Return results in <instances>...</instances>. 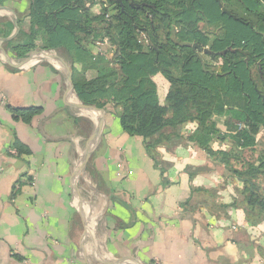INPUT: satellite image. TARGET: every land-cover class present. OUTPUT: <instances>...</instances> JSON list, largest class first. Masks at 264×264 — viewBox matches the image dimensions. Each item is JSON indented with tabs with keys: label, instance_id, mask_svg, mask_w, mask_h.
Wrapping results in <instances>:
<instances>
[{
	"label": "crops",
	"instance_id": "crops-1",
	"mask_svg": "<svg viewBox=\"0 0 264 264\" xmlns=\"http://www.w3.org/2000/svg\"><path fill=\"white\" fill-rule=\"evenodd\" d=\"M28 7L0 0V264H264V220L253 225L230 207L243 180L188 141L156 147L155 163L141 137L122 131L112 104L90 111L102 124L94 140L97 122L65 75L68 68L73 82L67 51L36 47L17 57ZM27 107L41 111L16 120L13 109ZM213 119L223 131L224 116ZM257 139L264 149V130ZM90 146L104 205L99 235L90 220L83 232L79 207Z\"/></svg>",
	"mask_w": 264,
	"mask_h": 264
},
{
	"label": "trees",
	"instance_id": "trees-1",
	"mask_svg": "<svg viewBox=\"0 0 264 264\" xmlns=\"http://www.w3.org/2000/svg\"><path fill=\"white\" fill-rule=\"evenodd\" d=\"M28 1L17 57L36 47L64 49L86 107L98 112L112 104L122 131L141 137L155 163L156 147L192 142L243 180L230 207L242 208L253 225L264 220V149H257L264 130V0H143L133 8L123 2V9L106 0L109 7L97 13L99 0ZM104 37L112 51L94 55L93 42ZM88 69L96 75L86 78ZM40 111L13 115L29 123ZM214 116H224L223 131ZM214 142L229 147L214 149Z\"/></svg>",
	"mask_w": 264,
	"mask_h": 264
},
{
	"label": "rangeland",
	"instance_id": "rangeland-1",
	"mask_svg": "<svg viewBox=\"0 0 264 264\" xmlns=\"http://www.w3.org/2000/svg\"><path fill=\"white\" fill-rule=\"evenodd\" d=\"M112 9V8H111ZM95 10V8H94ZM113 10H111L112 12ZM143 35L141 34V37ZM207 59V58H206ZM183 131V129H182ZM89 161L90 157L88 156L85 161V167L82 171V174L79 178V189H80V211L83 215V232L85 233L86 224L88 223L89 219L93 217L94 219L92 222H95V234H100V229L102 228L103 222V203H102V195L97 192L95 189L97 188L95 185V179L92 174L89 172ZM93 188V189H92ZM98 213H101V216H97ZM97 218V219H96ZM90 227L92 225L88 223ZM88 242V240H86Z\"/></svg>",
	"mask_w": 264,
	"mask_h": 264
},
{
	"label": "water",
	"instance_id": "water-1",
	"mask_svg": "<svg viewBox=\"0 0 264 264\" xmlns=\"http://www.w3.org/2000/svg\"><path fill=\"white\" fill-rule=\"evenodd\" d=\"M116 2H120L121 0H115ZM222 12H225L227 15L229 16H232L235 18L234 15H232L229 11H227L225 8H222ZM17 29V28H16ZM193 49L195 48H198V51H203V52H208V49L207 48H201L199 47L196 43H193L192 46H191ZM65 75H66V78L68 80V83H69V88L70 90L74 93L75 95V98L79 101V108L83 111V112H86L87 114L93 116L97 122L96 124V130H95V133H94V140L97 139L99 136H100V132H101V127H102V124H101V120L99 119V117L95 114H92L90 111V109L88 107H86L82 102H80L76 92H75V89H74V85H73V82H72V78H71V74H70V71L68 68H66L65 70ZM89 110V111H88ZM91 150V146L90 148L87 150L85 156H84V160L87 158L89 152Z\"/></svg>",
	"mask_w": 264,
	"mask_h": 264
},
{
	"label": "built area",
	"instance_id": "built-area-1",
	"mask_svg": "<svg viewBox=\"0 0 264 264\" xmlns=\"http://www.w3.org/2000/svg\"><path fill=\"white\" fill-rule=\"evenodd\" d=\"M101 6L105 8L109 7L106 0H99V4L95 7L94 12L97 13ZM106 17H108V13L106 14ZM92 51L94 55L106 56L107 54H110L108 52L112 51V45L106 37L97 39L93 42ZM237 128H244V125L242 123H237ZM185 130H187V128H185Z\"/></svg>",
	"mask_w": 264,
	"mask_h": 264
},
{
	"label": "flooded vegetation",
	"instance_id": "flooded-vegetation-1",
	"mask_svg": "<svg viewBox=\"0 0 264 264\" xmlns=\"http://www.w3.org/2000/svg\"><path fill=\"white\" fill-rule=\"evenodd\" d=\"M114 2L116 3L115 6L118 4L121 8L123 7V2L127 3L129 6L133 7H137L139 4L143 3V0H121L120 2H116L114 0ZM123 9V8H122ZM198 50V48H196ZM201 52V51H199Z\"/></svg>",
	"mask_w": 264,
	"mask_h": 264
},
{
	"label": "bare ground",
	"instance_id": "bare-ground-1",
	"mask_svg": "<svg viewBox=\"0 0 264 264\" xmlns=\"http://www.w3.org/2000/svg\"><path fill=\"white\" fill-rule=\"evenodd\" d=\"M89 220H90V221H92V220H93V218L91 217Z\"/></svg>",
	"mask_w": 264,
	"mask_h": 264
}]
</instances>
